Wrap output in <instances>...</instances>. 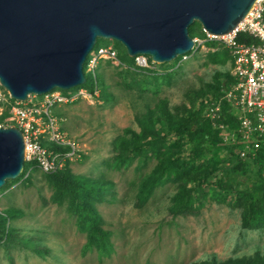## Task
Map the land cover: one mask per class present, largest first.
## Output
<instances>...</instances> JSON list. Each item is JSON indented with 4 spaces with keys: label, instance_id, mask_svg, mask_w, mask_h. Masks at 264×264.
<instances>
[{
    "label": "rangeland",
    "instance_id": "rangeland-1",
    "mask_svg": "<svg viewBox=\"0 0 264 264\" xmlns=\"http://www.w3.org/2000/svg\"><path fill=\"white\" fill-rule=\"evenodd\" d=\"M196 37L199 41L193 54L173 66L180 65L168 83L159 78L155 91L128 87L130 77L124 68L132 57L126 58L117 41L99 38L97 45L112 47L124 65L98 62L95 72L102 73L104 91L52 109L63 134L81 148L79 158L66 164L69 171L78 179H103L112 185L107 189L109 195L95 204L99 226L109 232L107 254L94 247L85 249L86 232L78 227L75 215L67 210L66 203L51 201L41 172L31 167L27 170L28 184L21 180L7 182L0 190V214H13L7 223L10 239L0 242V264H197L251 258L256 253L264 260V224L243 225V209L234 203L232 195L221 202L208 196L202 199L197 193L193 212L180 214L174 211L173 198L181 187L192 186L196 177L192 175L184 183L167 182L156 188L136 206L134 161L119 170L109 169L104 163L129 148V132L139 131L137 119L149 118L155 128L172 122L199 103L210 104L212 90L231 76L230 56H222L218 63L207 61V54L219 50L218 46H207L204 38ZM85 68L83 64L82 87L90 83ZM149 69L162 73L169 70V65ZM6 113L2 107L0 124L6 123ZM205 115L213 128L225 129L219 127L218 111ZM155 163L151 160L143 170L148 172Z\"/></svg>",
    "mask_w": 264,
    "mask_h": 264
},
{
    "label": "water",
    "instance_id": "water-1",
    "mask_svg": "<svg viewBox=\"0 0 264 264\" xmlns=\"http://www.w3.org/2000/svg\"><path fill=\"white\" fill-rule=\"evenodd\" d=\"M254 1L0 0V86L16 101L79 86L97 38L117 41L128 57L168 63L193 48V22L206 34H226ZM23 163L20 130L0 127V187Z\"/></svg>",
    "mask_w": 264,
    "mask_h": 264
},
{
    "label": "trees",
    "instance_id": "trees-1",
    "mask_svg": "<svg viewBox=\"0 0 264 264\" xmlns=\"http://www.w3.org/2000/svg\"><path fill=\"white\" fill-rule=\"evenodd\" d=\"M187 32L191 38L196 36L205 38V33L197 22L189 25ZM98 39L94 46H98L96 43ZM236 39L246 43L257 42L255 38L245 33L238 34ZM205 44L212 46L216 45V42L205 40ZM218 49L207 54V61L218 63L222 61V56H229L226 48L218 46ZM191 53L193 54L192 51L187 52L189 56ZM178 59L179 56L170 63H154L156 67L169 65V70L157 73L154 69L136 66L133 58H129L127 62L129 65L124 68L130 77L127 86L141 91H155L156 87H153L157 85L159 78L168 83L173 71L180 67V65L173 67ZM105 62L109 64L108 60ZM101 76V72L96 73L100 93L104 91ZM231 82L232 77L228 75L219 87L212 90L210 104L199 103L198 107L185 111L180 118L172 122L168 120L158 128L153 126L149 118L137 119L139 131L129 132L131 134L128 140L129 148L118 153L114 160L104 162L107 168L119 170L134 161L133 170L137 172V178L132 180V183L137 184L136 206L142 205L156 188L167 182L181 184L182 180L184 183L194 175L196 177L192 186L181 187L173 198L176 204L174 211L183 215L192 213V201L197 197V193L202 199L208 196L221 202L225 201L228 195H232L234 203L243 209V225L254 227L257 224H264V155L258 150L254 156L247 153L244 158H240L236 151L241 148V143L222 139L226 130L232 131L237 127L234 109L222 98L224 90ZM87 88L90 90L89 85ZM216 103L219 107L217 121L225 127L223 130L213 128L205 115L208 108ZM42 145L52 151L64 150L48 142H42ZM151 160H155L156 163L151 170L144 171ZM29 166V163L24 162L20 174L12 180H6L0 190L7 182L21 180L23 184H28ZM41 177L51 192V201L57 205L66 203L67 210L75 215L78 227L86 232L85 249L94 247L97 251L107 254L110 247L109 232L100 228L101 219L95 210V204L109 195L110 190L107 189L112 185L103 179L97 182L88 178H75L67 165L53 173L41 172ZM12 215L0 214L2 243L10 239V228L7 223ZM197 264H264V260L256 253L251 258L227 259L222 262L203 261Z\"/></svg>",
    "mask_w": 264,
    "mask_h": 264
},
{
    "label": "built area",
    "instance_id": "built-area-1",
    "mask_svg": "<svg viewBox=\"0 0 264 264\" xmlns=\"http://www.w3.org/2000/svg\"><path fill=\"white\" fill-rule=\"evenodd\" d=\"M240 33L252 36L257 42L238 41L236 37ZM192 40L195 45L199 38L192 37ZM204 40H214L217 46L228 50L231 58L232 82L224 90L222 98L234 109L237 127L232 131L226 130L223 139L241 143V148L236 151L240 158H244L247 153L254 156L258 150L264 155V0H255L232 31L217 36L205 33ZM188 57L187 53L179 55L177 64ZM132 58L140 68H153L154 63L146 55L139 54ZM100 60H109L116 66L124 65L112 47L94 46L84 62L85 70L89 73L90 90L80 85L75 91L54 88L40 95L29 94L25 100L16 101L0 86V110L2 107L7 109L6 123H1L0 127L14 126L20 130L24 162L29 163V169L36 167L42 173H53L69 161L79 158L81 148L74 139L63 134L59 119L53 115L52 109L97 95L99 89L95 68ZM218 109L216 103L206 113L215 115ZM42 142L64 150H48Z\"/></svg>",
    "mask_w": 264,
    "mask_h": 264
}]
</instances>
